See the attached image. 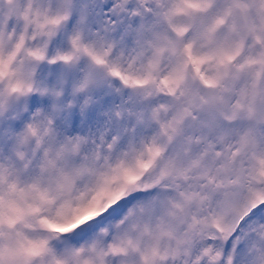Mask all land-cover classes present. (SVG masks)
<instances>
[{"label": "snow or ice", "instance_id": "1", "mask_svg": "<svg viewBox=\"0 0 264 264\" xmlns=\"http://www.w3.org/2000/svg\"><path fill=\"white\" fill-rule=\"evenodd\" d=\"M0 264H264V0H0Z\"/></svg>", "mask_w": 264, "mask_h": 264}]
</instances>
